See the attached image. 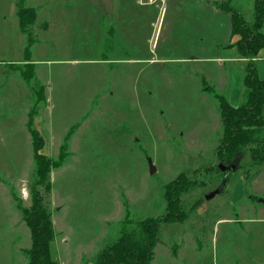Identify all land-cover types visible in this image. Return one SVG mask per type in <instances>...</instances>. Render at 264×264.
I'll return each mask as SVG.
<instances>
[{"label":"rangeland","instance_id":"374dc122","mask_svg":"<svg viewBox=\"0 0 264 264\" xmlns=\"http://www.w3.org/2000/svg\"><path fill=\"white\" fill-rule=\"evenodd\" d=\"M209 1L226 2L247 33L255 32L256 6L264 7V0ZM18 2L0 0V264H28L30 231L10 189L28 210L36 180L30 110L32 127L46 141L41 154L52 161L68 129L86 117L80 123L85 129L78 126L82 137L68 142L64 163L69 164L52 170V191L45 197L57 264H91L118 237L126 208L132 223L164 217V188L176 179L192 186L171 210L179 221L160 224L151 264H264V161L247 152L235 172L222 175L215 168L221 123L213 95L226 97L220 73L234 66L223 69L209 59L233 53L221 46L229 31L227 15L211 12L199 0L150 5L127 0L128 34L118 35L106 54L115 66L108 75L106 65L94 62L106 51L93 16L98 6H120L119 0H23L21 6H34L41 15L44 6L83 8L65 47L45 46L44 24L34 26L36 15L28 27L29 59L22 58L27 35L15 36L19 29L12 13ZM259 32L264 34V23ZM29 64L31 86L43 97L38 105L22 78L29 75ZM257 74L264 79V62ZM203 82L211 92H202ZM230 101L238 106L241 95ZM54 145L58 149L49 148ZM222 178L225 185L215 193Z\"/></svg>","mask_w":264,"mask_h":264},{"label":"trees","instance_id":"16d2710c","mask_svg":"<svg viewBox=\"0 0 264 264\" xmlns=\"http://www.w3.org/2000/svg\"><path fill=\"white\" fill-rule=\"evenodd\" d=\"M23 0H19L16 17L20 32L27 36L25 56L28 55V47L31 45V35L28 27L34 23L36 13L33 8L21 6ZM216 8L223 14L229 15L232 36H238L234 43L241 58L246 60L243 68L241 103L232 107L223 95H213L221 122V136L219 145L215 150L214 159L223 166L235 165L253 152V159L264 161V80L257 74L255 60L260 50L264 49V34L259 30L264 23V7L256 6L255 32L249 29L248 34L238 12H234L226 2L219 3ZM29 75L22 73V78L28 86L33 102L38 105L43 101L40 96V88L31 86L33 79L32 66ZM36 84V83H35ZM204 91H212L205 82L202 83ZM34 110L28 113L27 128L32 140L33 165L35 173L34 186L30 194L31 207L27 210L22 207L18 199L10 189V194L16 204L17 211L22 215V220L30 231V249L26 253L28 264H57L53 259L52 244L55 240V231L52 224L51 213L45 205V197L51 193L52 185L50 173L64 163L68 155V142L78 127L72 126L63 138L59 150L58 161L41 154L44 140L40 133L32 127ZM249 156V155H248ZM251 157V156H249ZM216 170L220 172L218 167ZM226 179L222 178L217 189L222 191ZM192 183L176 179L170 182L163 192V198L167 203L164 217L156 220L146 218L143 221L132 223L129 220V212L126 208L123 222L120 226L118 237L109 245H105L93 258L91 264H151L154 256V248L159 243V230L161 223H174L179 221V215L171 213L178 209L180 197Z\"/></svg>","mask_w":264,"mask_h":264},{"label":"crops","instance_id":"0c3cea01","mask_svg":"<svg viewBox=\"0 0 264 264\" xmlns=\"http://www.w3.org/2000/svg\"><path fill=\"white\" fill-rule=\"evenodd\" d=\"M154 2H155V0H144L143 3L146 5H150V4H153ZM199 2H200V4L207 6L208 9H210L211 12H213V13H217V14L222 13L216 8L214 3H211V1H209V0H199ZM119 3H120V6H98L97 15L93 16L94 17L93 19L96 21L95 22V26H96L95 29H97L96 35L99 37L100 41L102 42V46H104L103 49L106 51L104 54H102L101 58L98 61H94V62H99L103 65H106V71L108 72V75H110V73L115 69L114 68L115 66H111V64H113V61H110V58H108V55H106V54L108 53V51H110V49H111L112 45L115 43V39L118 35L120 37H122L123 33L128 34L127 33L128 30L124 29V25L126 28L127 24L131 20V8H129L127 6V0H119ZM28 7H33L34 9H36L34 6H28ZM44 7H45V10H44L43 15H41L42 12H39L36 9L37 18H36V22H35L34 26L40 21L42 24H44L43 35H44V40H45V46L47 44H49L51 47H53L56 44V46L59 47L58 44L62 43V45L65 47L67 37L70 38L72 35L74 37V33H75L76 29L79 28V20H78L79 15H80L79 12L82 11L83 8L82 7L79 8L78 6H44ZM144 7L149 8L152 6H144ZM16 11H17V6H15V9L12 13L13 18L15 17L17 19ZM227 17L229 19V31L225 37L226 38L225 43L222 44L221 46H222V49H228L229 51H233V53L228 55V56H225V57H216V58H211L209 60L213 61V62H217V64L219 63L220 66L222 65L221 67L223 69L225 67L224 66L225 64H227V65L232 64L234 66L233 69H230L228 71L226 70V71H224V73L222 71L220 73L221 79L224 80V82L220 83V87L222 88V91H223L222 93H226V99H227L228 103L230 102L229 103L230 106H232L231 104H233V103L230 101L231 98L234 100L238 99V97L241 95V92H242V78H243V68H244L243 62H244V59L241 58L237 49L234 47V43L238 40V36H232L230 17H229V15H227ZM87 21L92 24L91 12L88 14V20ZM17 22H18V20H17ZM18 29H19V25H18ZM123 30H124V32H123ZM17 33L18 34L20 33L22 35V33L20 32V29H19V32L16 31L15 36ZM32 34H33V36H35V35H37V32H33ZM14 39L15 38H13V40ZM22 51H23V57L22 58L27 57L29 59V57H30L29 52H28V55L25 56V53H24L25 49H23ZM45 51L47 52V50H45ZM263 56H259V54H258V56L255 60L257 69L259 67V64L261 62H264V60H262V58H264ZM31 60H32V64H34L35 60H33V59H31ZM58 62L61 63L62 61H58ZM202 80L204 81L203 78H202ZM227 84H228V87H227V92H226L225 87L227 86ZM48 85L50 86V87L48 86V88H47V92L49 93V89L51 88V84H48ZM87 87H90V86H87ZM201 90H202V92H206L203 89H201ZM100 91L101 90L98 89V93H100ZM48 93H47V95H48ZM230 94H231V97H230ZM93 95H94V93H93ZM47 102L49 104V99H47ZM214 104H215V108L217 110L216 102ZM232 107H237V106H232ZM85 119H86V117H84L81 122L76 123V124H78V126H79V124L80 123L82 124ZM81 124H80V126H81ZM79 127H78V129H79ZM81 128H82V130L85 129L84 126H81L80 129ZM80 129L78 131H76L74 135H72L71 140L69 141V144L71 143V141H75L76 137H78V136L82 137L84 132L83 131L80 132ZM42 138H43V136H42ZM43 140H44V138H43ZM61 144H62V141L60 143V146H61ZM45 146H46V141L44 140V147ZM53 147L58 149V147L55 145L52 147L49 146L50 149H52ZM49 148H48V150H49ZM68 149H69V147H68ZM68 164L69 163L66 162V163H64V165L62 167L66 166ZM50 175H51V173H50ZM50 182H51V179H50ZM51 185H52V183H51ZM51 219H52V215H51ZM52 224H53V221H52ZM53 228H54V224H53ZM171 258H173V257H171Z\"/></svg>","mask_w":264,"mask_h":264},{"label":"water","instance_id":"95a60500","mask_svg":"<svg viewBox=\"0 0 264 264\" xmlns=\"http://www.w3.org/2000/svg\"><path fill=\"white\" fill-rule=\"evenodd\" d=\"M217 167H218L219 171L222 172V173H233V172L236 171V166L235 165L223 166V165L219 164ZM154 171L155 170L153 168H150V174H153ZM217 192H220V190H217L215 193H217ZM209 199H210V196H208L206 198V200H209Z\"/></svg>","mask_w":264,"mask_h":264}]
</instances>
